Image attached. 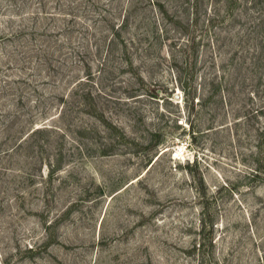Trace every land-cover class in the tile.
<instances>
[{
  "label": "rangeland",
  "instance_id": "obj_1",
  "mask_svg": "<svg viewBox=\"0 0 264 264\" xmlns=\"http://www.w3.org/2000/svg\"><path fill=\"white\" fill-rule=\"evenodd\" d=\"M0 264H264V0H0Z\"/></svg>",
  "mask_w": 264,
  "mask_h": 264
},
{
  "label": "trees",
  "instance_id": "obj_2",
  "mask_svg": "<svg viewBox=\"0 0 264 264\" xmlns=\"http://www.w3.org/2000/svg\"><path fill=\"white\" fill-rule=\"evenodd\" d=\"M38 15H40V13H37ZM50 14H53V15H63V16H66V15H69L67 12H64L63 10L62 11H60V13H50ZM43 17L44 18H46V13L44 12V15H43ZM121 26H123L122 25V22H120L119 24H112L111 26H109V31L111 32V33H117L118 32V30H120V28H121ZM56 47V44L54 45L52 42H50V41H48V42H46V43H44L43 45H42V47L41 48H34V51H31V52H33V53H38V52H42L43 54H45V55H50V54H54V52H55V48ZM36 49V50H35ZM49 59V57H46V61ZM51 65V63H49V66Z\"/></svg>",
  "mask_w": 264,
  "mask_h": 264
},
{
  "label": "built area",
  "instance_id": "obj_3",
  "mask_svg": "<svg viewBox=\"0 0 264 264\" xmlns=\"http://www.w3.org/2000/svg\"><path fill=\"white\" fill-rule=\"evenodd\" d=\"M183 154H184V147L183 146H178L173 151V157L176 158V159L181 158Z\"/></svg>",
  "mask_w": 264,
  "mask_h": 264
}]
</instances>
